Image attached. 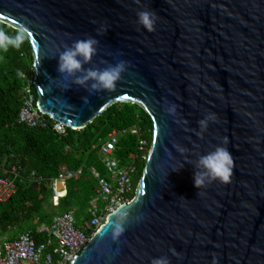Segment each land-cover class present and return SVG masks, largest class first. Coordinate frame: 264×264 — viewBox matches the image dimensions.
<instances>
[{"label": "water", "instance_id": "water-1", "mask_svg": "<svg viewBox=\"0 0 264 264\" xmlns=\"http://www.w3.org/2000/svg\"><path fill=\"white\" fill-rule=\"evenodd\" d=\"M142 10L154 31L138 24ZM0 21L27 34L37 107L54 121L81 129L119 101L152 121L142 176L121 204L126 231L111 239L112 211L71 264H264V0H0ZM89 36L95 54L60 73V52ZM119 60L128 68L114 89L75 82ZM207 113L215 121L197 135ZM225 138L230 182L198 190L199 156Z\"/></svg>", "mask_w": 264, "mask_h": 264}, {"label": "trees", "instance_id": "trees-1", "mask_svg": "<svg viewBox=\"0 0 264 264\" xmlns=\"http://www.w3.org/2000/svg\"><path fill=\"white\" fill-rule=\"evenodd\" d=\"M0 31L13 37L23 32L1 21ZM18 72L33 77L28 36L19 48L0 49V177L8 176L12 167L18 169L21 177L16 180L15 193L0 202V238L10 240L27 230L35 233L39 225H49L55 215L66 210H73L74 226L81 229L89 219L88 208L102 206L94 191L96 180L91 168L101 176L106 175L100 147L112 131L118 134L113 156L119 165L130 163L135 168L129 196L132 199L152 142L153 125L147 112L139 104L119 101L110 104L81 129L66 127L64 134L52 129L53 120L48 115L46 127H29L17 121L23 97V81ZM34 92L37 100L36 88ZM133 125L139 127L140 136L147 143L143 153L137 148L136 136L127 131ZM123 130L127 132L121 133ZM78 169V175L65 180V195L53 205L49 180ZM32 172L41 180L32 181L29 178Z\"/></svg>", "mask_w": 264, "mask_h": 264}, {"label": "built area", "instance_id": "built-area-1", "mask_svg": "<svg viewBox=\"0 0 264 264\" xmlns=\"http://www.w3.org/2000/svg\"><path fill=\"white\" fill-rule=\"evenodd\" d=\"M17 76L23 81L21 88L23 97L17 121L29 127H46L49 122L45 117L46 114L37 107L33 77L22 72H18ZM51 127L58 134L65 133L66 126L62 123L53 120ZM127 131L136 136L140 153L145 152L147 143L141 138L139 127L133 125ZM127 131L123 130L121 133ZM117 136L115 131L110 132L100 147L101 161L106 175L101 176L91 168L96 180L94 191L102 206L92 205L88 208L89 219L83 222L82 228L74 226L73 210H66L55 215L49 225H39L35 233L27 230L10 240L3 237L0 240V264H71L90 237L105 222L107 215L115 210L116 205L125 204L131 200L129 196L133 191L132 177L135 168L130 163L124 166L119 165L113 156ZM17 171L16 167H12L10 172L8 171L10 175L8 173V176L0 177V202L6 201L15 193L16 180H21ZM79 173L80 169L75 172L65 171L49 180L53 205H57L59 199L65 195V180ZM29 178L32 181L41 180L33 172ZM34 236H37L39 240H35Z\"/></svg>", "mask_w": 264, "mask_h": 264}, {"label": "clouds", "instance_id": "clouds-1", "mask_svg": "<svg viewBox=\"0 0 264 264\" xmlns=\"http://www.w3.org/2000/svg\"><path fill=\"white\" fill-rule=\"evenodd\" d=\"M137 22L145 30L149 32L154 31L155 14L147 10H142L137 13ZM26 38L27 34L24 32H18L13 37L0 31V49L6 51L9 46L19 48ZM98 43L99 41L92 36L74 41L71 46L66 47L60 52L58 57V71L60 73H67L68 75L80 71L82 68V60L80 58H83V62L90 60L91 56L96 52L95 46ZM34 67L37 70V66ZM127 68L128 62L119 60L117 63L103 70H88L84 77L77 78L75 82L81 86H86L87 81L92 80L93 83L87 88L91 93L112 90L115 88L116 82L121 79L122 74L127 71ZM169 112H175L174 105L169 109ZM210 121H215L214 113H207L198 121L200 132L197 135H202L207 130ZM227 142L225 138L223 146L218 145L214 150L199 156L197 170L193 173L194 186L198 190L215 180H219L222 183L230 182L234 161L231 152L226 146ZM181 151L184 150L181 149ZM181 197L184 198L183 196ZM112 215L114 219L111 222V239L118 241L126 231V225L129 222V210L125 206L118 204ZM170 251L177 258L181 255L175 248L170 249ZM213 259L215 261V257ZM150 264H170V259L168 256L154 257L151 259Z\"/></svg>", "mask_w": 264, "mask_h": 264}, {"label": "crops", "instance_id": "crops-1", "mask_svg": "<svg viewBox=\"0 0 264 264\" xmlns=\"http://www.w3.org/2000/svg\"><path fill=\"white\" fill-rule=\"evenodd\" d=\"M10 170H11V169H10ZM10 170H9V172H10ZM9 172H8V173H9ZM30 174H31V173H30ZM9 175H10V173H9ZM29 176H30V175H29ZM65 190H66V187H65ZM51 203H52V201H51ZM18 234H19V233H18ZM2 238H3V237H2ZM2 238H0V240H1ZM13 238H14V237H13Z\"/></svg>", "mask_w": 264, "mask_h": 264}, {"label": "rangeland", "instance_id": "rangeland-1", "mask_svg": "<svg viewBox=\"0 0 264 264\" xmlns=\"http://www.w3.org/2000/svg\"><path fill=\"white\" fill-rule=\"evenodd\" d=\"M13 232H15V233H18V230H16V229H13Z\"/></svg>", "mask_w": 264, "mask_h": 264}]
</instances>
